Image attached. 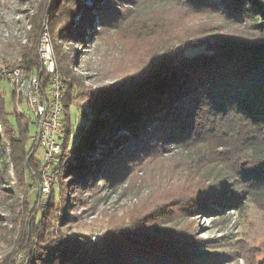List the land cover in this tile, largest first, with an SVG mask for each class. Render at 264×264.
<instances>
[{
	"label": "trees",
	"instance_id": "obj_1",
	"mask_svg": "<svg viewBox=\"0 0 264 264\" xmlns=\"http://www.w3.org/2000/svg\"><path fill=\"white\" fill-rule=\"evenodd\" d=\"M93 1L89 7L84 0H43L17 62L11 63L36 71L43 90L49 86L38 49L46 26L56 67L65 76V136L48 203L37 194L31 207L22 197L28 180L40 185L43 162L35 155L33 122L15 106V87L12 112L0 96V175L9 176L10 160L15 181L8 189L14 199L9 233H17L0 264H208L205 255L192 251L197 239L180 235L182 242L175 241L174 228L164 221L176 208L224 216L225 209L242 213L256 195L264 202V0H171L169 5L154 0L153 10L126 17L128 35L146 43L141 66L112 83L82 89L70 69L71 57L56 40L65 33L84 41V28L73 24L78 13L89 25L116 20V0ZM50 2L54 17L46 13ZM211 12L232 28L209 18ZM55 18L63 23L57 31ZM183 46L206 49L186 55ZM78 102L88 109L82 120L72 121L70 108ZM165 147L177 150L174 168L198 182L194 197H152L136 219L106 227L100 237L55 230L52 223L61 222L57 211H66L71 185L86 186L95 178L112 182ZM32 245L29 257L15 259Z\"/></svg>",
	"mask_w": 264,
	"mask_h": 264
},
{
	"label": "rangeland",
	"instance_id": "obj_2",
	"mask_svg": "<svg viewBox=\"0 0 264 264\" xmlns=\"http://www.w3.org/2000/svg\"><path fill=\"white\" fill-rule=\"evenodd\" d=\"M84 2L89 7L95 4L93 0H84ZM158 3L169 5L171 0H160ZM42 4L43 0H0V66L3 63L11 65L17 62L20 48L26 43L29 31L32 29V18L42 11ZM51 7L52 2L49 3L46 13L54 17L50 11ZM113 7L114 14L117 13L114 18L116 20L110 19L106 25L100 22L89 25L87 17L82 20L80 13L75 15L73 24L77 23L84 28L83 42L65 33L56 40L71 57L70 69L81 78L82 89L112 83L121 75L135 71L143 61L141 51L146 43L137 44L139 42L128 35L126 17L139 11L145 13L153 10L154 0H116ZM110 10L113 11L111 8ZM59 12L56 14L59 15ZM213 13L209 14V18L223 21L220 15ZM53 21L55 31L59 30L63 23L58 22V18ZM193 22L197 20L194 19ZM223 22L225 29L232 28L231 23ZM43 32H48L46 26L42 28L41 34ZM182 48L186 55H194L206 49L205 46ZM13 89L14 86L8 81H0V96L4 97L7 110L12 112L14 104L15 106L18 104V111L30 117L33 122L30 124L33 137L37 132L33 115L25 100L22 99L20 102L21 97L16 89L13 104ZM87 109L84 102H78L76 106L72 105L70 108L72 121L82 120ZM9 120H13L12 114ZM4 147L7 150V146ZM176 151L165 147L153 157L144 156L138 164L128 166L126 172L117 179L111 180L112 182L95 178L86 186L68 185L70 188L67 193L66 211H57V215H62L61 222L54 220L53 227L55 230L58 228L72 230L100 237L106 227H124L128 223L127 220L136 219L148 209L147 202L152 200V197L154 201L158 200L157 197L162 199L163 195L167 198H178L192 194L191 197H194L198 182L188 181V176L183 171L174 168L172 159ZM32 154L33 151L28 155V159ZM43 154L44 150L39 146L35 154L36 158L43 160ZM6 162L10 167V174L0 175V256L12 248L13 238L17 237L16 231L9 233L12 227L10 215L14 199L13 193L8 189L14 188L15 174L10 160ZM42 182V178L40 185L37 184L36 179L28 180V193L26 197L20 196L31 207L34 206L37 194L41 197L42 204L48 203L50 192L48 195L41 194ZM53 184L54 181L51 185ZM260 197L256 195L253 202L246 203L242 213L225 209L224 216L176 208L168 214L164 224L166 227L174 228L175 232L172 233L175 241L182 242L180 235H184L189 241L197 239L199 245L193 246L192 251L205 255L211 260L208 264H264V202L259 201ZM16 210L18 211L19 208ZM34 247L32 245L19 251L15 259L19 261L29 257ZM18 254L21 256L19 257Z\"/></svg>",
	"mask_w": 264,
	"mask_h": 264
},
{
	"label": "built area",
	"instance_id": "obj_3",
	"mask_svg": "<svg viewBox=\"0 0 264 264\" xmlns=\"http://www.w3.org/2000/svg\"><path fill=\"white\" fill-rule=\"evenodd\" d=\"M39 51L42 66L50 75L49 86L45 90L41 87L36 71H27L20 66H11L7 63L0 66V81L6 80L15 87L33 115L37 132L32 139L36 140L44 150L41 194L48 195L52 181L55 180L52 168L58 164V155L62 150L61 142L65 136L61 103L65 89V76L56 67L46 32L40 36ZM72 141L76 139L72 138Z\"/></svg>",
	"mask_w": 264,
	"mask_h": 264
}]
</instances>
